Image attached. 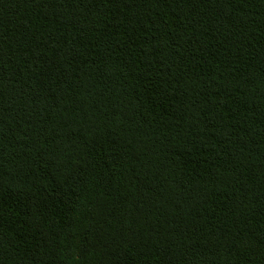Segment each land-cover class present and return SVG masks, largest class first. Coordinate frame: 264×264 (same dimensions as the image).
<instances>
[{
    "label": "trees",
    "instance_id": "16d2710c",
    "mask_svg": "<svg viewBox=\"0 0 264 264\" xmlns=\"http://www.w3.org/2000/svg\"><path fill=\"white\" fill-rule=\"evenodd\" d=\"M0 264H264V0H0Z\"/></svg>",
    "mask_w": 264,
    "mask_h": 264
}]
</instances>
